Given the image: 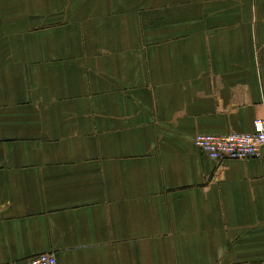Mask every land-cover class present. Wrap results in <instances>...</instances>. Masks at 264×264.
I'll return each mask as SVG.
<instances>
[{"label":"crops","instance_id":"0c3cea01","mask_svg":"<svg viewBox=\"0 0 264 264\" xmlns=\"http://www.w3.org/2000/svg\"><path fill=\"white\" fill-rule=\"evenodd\" d=\"M264 0H0V264H264Z\"/></svg>","mask_w":264,"mask_h":264},{"label":"built area","instance_id":"2783aa9c","mask_svg":"<svg viewBox=\"0 0 264 264\" xmlns=\"http://www.w3.org/2000/svg\"><path fill=\"white\" fill-rule=\"evenodd\" d=\"M194 144L219 164L234 159L260 158L264 148V116L255 120L252 132L199 133L194 137ZM23 264H58V260L53 252H44Z\"/></svg>","mask_w":264,"mask_h":264}]
</instances>
